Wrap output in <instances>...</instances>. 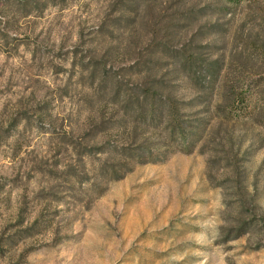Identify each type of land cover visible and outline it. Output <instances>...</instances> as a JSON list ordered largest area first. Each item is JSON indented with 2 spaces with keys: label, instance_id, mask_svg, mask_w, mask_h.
<instances>
[{
  "label": "rangeland",
  "instance_id": "rangeland-1",
  "mask_svg": "<svg viewBox=\"0 0 264 264\" xmlns=\"http://www.w3.org/2000/svg\"><path fill=\"white\" fill-rule=\"evenodd\" d=\"M120 1L0 0V264H264V135L252 122L215 125L192 153L135 165L119 181L99 179L108 155L95 148L131 143L133 127L127 110L104 89L97 94L91 69L125 87L135 82L148 22L157 20L150 12L168 0H134L139 11L126 15L117 13ZM232 12L182 24L250 87L264 84V0H243ZM212 23L222 31L216 37L203 27ZM254 94L258 104L264 93ZM106 125L116 129L100 133ZM38 217L51 228L10 245ZM241 220L252 231L228 242Z\"/></svg>",
  "mask_w": 264,
  "mask_h": 264
},
{
  "label": "trees",
  "instance_id": "trees-1",
  "mask_svg": "<svg viewBox=\"0 0 264 264\" xmlns=\"http://www.w3.org/2000/svg\"><path fill=\"white\" fill-rule=\"evenodd\" d=\"M155 1L143 0L152 4ZM193 1L195 0H168L165 9L159 14L155 10L150 12L157 20L148 22L150 39L144 47L142 62L136 65H143L141 69L146 70L143 72L138 69L134 72L138 77L135 82L125 87L122 80L109 78L105 72H98L97 68L91 69L94 83H99L97 94L103 95L100 89H104L102 97L113 98L121 108L127 110L133 127L131 143H107L101 148H95L97 155H108L106 159H99L102 175L99 179L108 183L119 181L135 165L163 163L178 151L192 153L199 145L209 143L215 125L227 129L247 120L255 124L264 135V95L255 104L257 98L254 94L256 90L264 93V84L258 81L254 87H250L237 68L229 70L226 58L212 51L215 46L211 42H199V38H202L199 32L189 35L187 28L183 26L185 24H182L191 22L196 26L198 21L224 12L231 15L232 9L241 5L243 0H207L211 2L199 7L190 6ZM120 4L124 8L117 10L119 15L139 11L134 0H121ZM203 27H209L207 35L211 37L222 32L218 30L221 28L217 23ZM175 41L177 44H174ZM252 48H258L255 42H252ZM214 55L218 56L214 58ZM166 77L176 81V84L172 86ZM181 91L191 92L192 96L179 95ZM101 129L100 133L106 134L116 128L106 125ZM149 132L160 136L151 139L154 135L147 136ZM241 146L242 142L239 146L234 143L232 149H237L239 154ZM93 154L90 150L85 155ZM71 177V182L83 185L84 182L78 181L75 173H71ZM246 178L241 179L245 184L244 193L250 195L253 202L256 200L255 190L246 183ZM106 191L107 188H101L95 199L102 197ZM88 207L89 210L90 206ZM18 224L24 226L26 222L21 219ZM50 228V221L41 222L38 217L29 226L17 230L9 243L14 246L17 242L40 235ZM252 229L251 221L241 220L225 233L227 241L238 240ZM14 237L17 242L12 240Z\"/></svg>",
  "mask_w": 264,
  "mask_h": 264
}]
</instances>
